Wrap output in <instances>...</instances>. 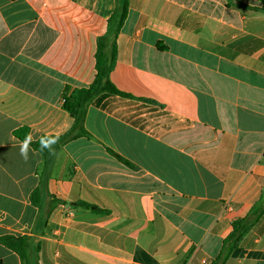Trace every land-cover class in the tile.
<instances>
[{
    "label": "crops",
    "instance_id": "1",
    "mask_svg": "<svg viewBox=\"0 0 264 264\" xmlns=\"http://www.w3.org/2000/svg\"><path fill=\"white\" fill-rule=\"evenodd\" d=\"M115 8L0 0V238L29 237L36 264H264V212L223 255L264 209V0H130L110 75L124 95L92 100L89 137L42 178L39 137L72 128L63 97L94 82ZM0 264L22 261L0 243Z\"/></svg>",
    "mask_w": 264,
    "mask_h": 264
},
{
    "label": "trees",
    "instance_id": "2",
    "mask_svg": "<svg viewBox=\"0 0 264 264\" xmlns=\"http://www.w3.org/2000/svg\"><path fill=\"white\" fill-rule=\"evenodd\" d=\"M115 2L116 8L109 18L107 32L104 36L100 37L97 42V74L94 82L87 88L77 89L72 93L67 91L63 97L64 108L73 118L74 124L66 134L59 136L58 143L53 145L54 150L80 137H89V133L84 126V121L88 106L95 97L103 93L124 95L116 89L111 81L110 75L116 65L117 38L127 20L130 0H115ZM36 148L39 149V144L36 145ZM52 153L53 151L49 152L47 149L42 152L44 156V165L41 171L43 179H47L48 177V168L52 161ZM31 199L37 208L40 209L42 207L40 189H37L32 194ZM76 206L84 208L94 214H109L107 210L100 209L97 206L84 202H78ZM263 212L264 209H258V206L257 208L254 207L246 218L233 223V232L223 243V255L239 247ZM0 243L15 252L20 257L22 264H36L31 260V241L29 237L7 235L0 238Z\"/></svg>",
    "mask_w": 264,
    "mask_h": 264
},
{
    "label": "clouds",
    "instance_id": "3",
    "mask_svg": "<svg viewBox=\"0 0 264 264\" xmlns=\"http://www.w3.org/2000/svg\"><path fill=\"white\" fill-rule=\"evenodd\" d=\"M59 141V136H53L51 134L41 136L39 137V150L43 152L45 149H47L49 152L54 151L53 145L58 143ZM33 142V137L31 134H27L25 136V139L20 143L19 145V151L21 157L27 161L29 159V151H30V146Z\"/></svg>",
    "mask_w": 264,
    "mask_h": 264
},
{
    "label": "built area",
    "instance_id": "4",
    "mask_svg": "<svg viewBox=\"0 0 264 264\" xmlns=\"http://www.w3.org/2000/svg\"><path fill=\"white\" fill-rule=\"evenodd\" d=\"M199 264H209V261L206 260V259H204V260H202Z\"/></svg>",
    "mask_w": 264,
    "mask_h": 264
}]
</instances>
